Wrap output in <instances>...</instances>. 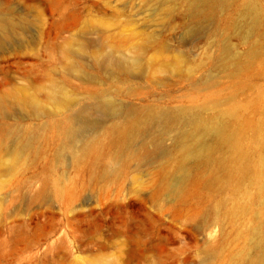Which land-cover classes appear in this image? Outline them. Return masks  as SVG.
I'll return each instance as SVG.
<instances>
[{"label":"rangeland","instance_id":"obj_1","mask_svg":"<svg viewBox=\"0 0 264 264\" xmlns=\"http://www.w3.org/2000/svg\"><path fill=\"white\" fill-rule=\"evenodd\" d=\"M186 3L0 0V16L13 22L0 31V264L241 263L250 229L264 228V190L241 176L234 161L220 172L189 161L185 189L175 194L166 187L175 177H166L160 166L179 153L180 143L162 127L138 131L130 141L113 142L107 135L99 152L83 157H73L49 127L62 115H50L52 81L77 100L69 112L76 125L72 142L93 138L108 124V109L89 98L99 86L63 74L65 51L76 38L123 55L141 46L144 60H154L144 75L108 94L124 114L141 115L149 105L203 103L209 91L196 88L200 69L186 70L211 63L210 57L215 62L224 36L234 52H242L247 27L238 26L239 0L215 4L210 19L192 18ZM258 4L261 29L248 38L258 53L244 59L234 80L217 79L227 104L251 123L241 126L240 135L256 170L264 157V0ZM175 60L180 73L170 67ZM84 71L88 78L96 73ZM20 89L39 99L45 111L19 103ZM13 142L22 155L8 168L6 145ZM62 146L67 147L60 157Z\"/></svg>","mask_w":264,"mask_h":264},{"label":"bare ground","instance_id":"obj_2","mask_svg":"<svg viewBox=\"0 0 264 264\" xmlns=\"http://www.w3.org/2000/svg\"><path fill=\"white\" fill-rule=\"evenodd\" d=\"M226 1L187 0L186 10L192 18L210 19L213 6L217 3L225 2L226 4ZM239 1L243 8L242 22L240 21L238 26L247 27L245 36H243L246 48L242 52H234L231 49L232 44L226 39L227 36H224L220 53H214L215 62L210 57L211 63L201 62L186 70L188 74H191L194 69H200L201 77L195 79L196 88L199 92L209 91L203 103L193 101L192 104L177 107L149 105L145 107L141 115L129 111L124 114L121 108L111 101L108 94L111 91L117 92L130 79L144 75L145 68L152 66L154 60H144L141 46L134 48L132 55H123L117 54L113 48L90 44L76 38L65 51L63 74H73L82 81L99 86L96 91L89 94V98L101 101L108 109V124L100 126L93 133V138H88L86 135L72 142L76 133V125L69 112L73 110V107L75 108L77 100L65 86L52 81L47 89V99L51 104L50 108L54 110L50 112V115H56L55 112L62 114L58 119L53 117V121L49 124L55 136L64 139L63 143L69 144L68 150L73 157H83L99 152L106 144L107 135L113 142L119 139L130 141L138 131H147L156 125L164 129V134H169L172 140H178L180 143L179 153L171 157L167 166H160L166 177H175L173 183H166V187L175 194L185 189L186 181L190 177V169L187 166L189 161L206 163L211 165L216 172H220L225 169L227 162L232 160L237 164L241 176H248L250 181L257 182L260 189L264 190V157L261 156L258 170L249 164L247 159H250V154L240 135L241 126L244 124V128L251 123L242 118L240 111L228 105L229 100L222 96L220 90H217L221 82L217 80L218 78L225 77L227 80H234L245 65L244 59L255 58L258 53V48L250 45L248 38L261 29V8L258 0ZM12 25V20L0 16V31ZM84 67L94 69L96 73L88 78ZM170 67L177 73H180L182 69L178 60H175ZM219 74L222 75L219 77ZM17 99L19 103L38 112L45 111L39 99L23 89L17 91ZM261 142L264 148V137H261ZM1 145L3 146V143ZM6 147L5 164L8 168H12L21 157L22 150L17 142L8 144ZM66 147L60 148L58 152L60 157ZM218 148H224L222 154H217L220 152ZM134 154L135 152L131 151L130 155ZM116 169L117 167L113 170ZM250 233V242L239 256L240 264H264V228L255 225L250 229Z\"/></svg>","mask_w":264,"mask_h":264}]
</instances>
